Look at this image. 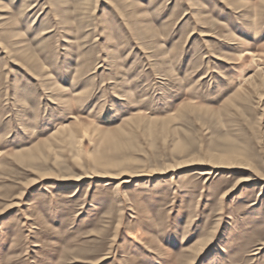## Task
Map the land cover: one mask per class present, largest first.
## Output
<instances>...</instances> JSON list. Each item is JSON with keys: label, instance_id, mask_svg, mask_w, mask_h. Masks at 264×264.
I'll return each mask as SVG.
<instances>
[{"label": "rangeland", "instance_id": "374dc122", "mask_svg": "<svg viewBox=\"0 0 264 264\" xmlns=\"http://www.w3.org/2000/svg\"><path fill=\"white\" fill-rule=\"evenodd\" d=\"M0 264H264V0H0Z\"/></svg>", "mask_w": 264, "mask_h": 264}, {"label": "bare ground", "instance_id": "6f19581e", "mask_svg": "<svg viewBox=\"0 0 264 264\" xmlns=\"http://www.w3.org/2000/svg\"><path fill=\"white\" fill-rule=\"evenodd\" d=\"M221 161L220 162H222V163H225V162H227V161H229L230 160V157H223V158H221L220 159ZM206 245V244H205ZM199 248H201V246H199ZM201 252H202V250H201ZM189 256V255H188ZM187 257V256H186ZM187 261V260H186Z\"/></svg>", "mask_w": 264, "mask_h": 264}]
</instances>
